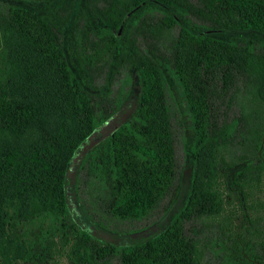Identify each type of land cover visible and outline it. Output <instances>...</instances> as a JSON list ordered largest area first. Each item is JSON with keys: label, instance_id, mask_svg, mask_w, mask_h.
<instances>
[{"label": "trees", "instance_id": "trees-1", "mask_svg": "<svg viewBox=\"0 0 264 264\" xmlns=\"http://www.w3.org/2000/svg\"><path fill=\"white\" fill-rule=\"evenodd\" d=\"M6 31L52 64L67 122L49 129L43 104L12 93ZM180 126L192 165L211 150L214 167L191 171L172 211ZM3 200L0 238L24 251L0 264H263L264 0H0Z\"/></svg>", "mask_w": 264, "mask_h": 264}, {"label": "rangeland", "instance_id": "rangeland-1", "mask_svg": "<svg viewBox=\"0 0 264 264\" xmlns=\"http://www.w3.org/2000/svg\"><path fill=\"white\" fill-rule=\"evenodd\" d=\"M231 34L225 32L219 37L226 38ZM247 35L249 37H256L251 32L238 33ZM7 63H8V74L6 80L8 85L12 88V93L15 97L25 96L28 98L36 99L40 104H43L45 110L47 111V127L49 129L56 128L60 119L67 122L69 117L67 116V111L63 101L61 99L59 90L56 84V75L52 64L46 60L44 57L36 53L24 40H22L18 35L13 32L6 31L4 34ZM171 84V83H170ZM174 96L176 93L174 92ZM187 132L183 127H177V156L181 163H183V174L181 178V185L179 192L172 203L171 210H179L184 200L187 196L190 180L191 171L196 168L198 172L204 170L213 169V161L211 155L213 152L211 150L201 154L197 159L195 165L193 166L190 159L187 156V145L188 138ZM37 137L36 128H30L28 132L18 141L20 142H30ZM76 164L73 170L76 169ZM92 186L86 188L83 193V202L96 214H103L100 212L94 198L95 192L91 189ZM82 199V194H81ZM80 199V200H81ZM5 200V199H4ZM4 200L0 203L1 208H5ZM11 204H22L23 199L16 196L10 198ZM96 215V216H97ZM168 213H166L162 218L161 216L152 224L142 227L139 231L132 232L128 234L130 240L140 241L148 236L152 235L163 227L164 222L167 219ZM99 217V216H98ZM105 218V216H103ZM100 217V218H103ZM99 237L103 240L114 242L117 240V235L111 233L107 230H101L97 232ZM34 246L33 251H39L38 241H36V236L33 235ZM0 238V250H4L8 256H16L19 258L22 256L23 247L21 245L7 244ZM36 264H54L49 261L41 262L35 258ZM18 264H29V261L18 260ZM56 264H71L65 261L63 258H59ZM264 264V263H263Z\"/></svg>", "mask_w": 264, "mask_h": 264}]
</instances>
